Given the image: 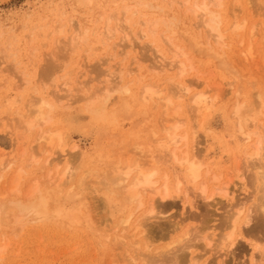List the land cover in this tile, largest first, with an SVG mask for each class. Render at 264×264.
Returning a JSON list of instances; mask_svg holds the SVG:
<instances>
[{"label":"rangeland","instance_id":"1","mask_svg":"<svg viewBox=\"0 0 264 264\" xmlns=\"http://www.w3.org/2000/svg\"><path fill=\"white\" fill-rule=\"evenodd\" d=\"M170 1L0 0V175L3 176L0 181V196L5 199L2 201L5 202L4 205L8 204L9 207L8 218L0 223V248L5 247V252L0 256V264H134L131 257L137 258V264H190L192 259L199 261V264H253V258L258 260L256 264H264V253L261 254L264 250V231L258 234L256 232H252L251 235L245 234L248 228L253 229L259 223L264 225L262 220L264 216L260 212L263 193L256 179L258 174L256 171L264 170V167H261L264 166V155L261 153L263 156H260L263 160L260 157L259 160L256 159L259 163L249 159L248 156L255 151L253 146L258 140L257 135L254 136L257 139L253 138L250 150L248 145L240 143L236 133L237 126L236 128L234 126L236 121L232 118L235 117L233 110L238 105H243L244 114L254 116L255 103L259 101L257 96L264 93V0H222V8L214 9L221 15V28L224 32L226 30L225 35H228L225 40L226 47L216 45L210 29L207 26L203 28L204 24H197L201 16L197 19L190 13L188 9L192 7L191 3L186 5L187 0H178L173 6ZM195 1L202 0H192L194 3ZM126 9L129 11L123 15ZM230 13L237 15L238 24L242 23V26L245 24L244 30H238L236 35L232 31L233 28L230 29V23H233L235 18ZM109 15L116 20L115 23L114 20L111 22L110 27L114 29L117 25H122V29L118 30V33L115 32L107 42L105 20ZM124 19L129 23L126 24ZM151 21L158 22L156 37H151L156 45H151L149 40H141L140 31L144 27L140 26ZM77 24H80V31L87 30V36L83 33L82 37H86L83 42H78L74 53L71 48H68L71 53L67 50L63 53L65 47L61 44L64 43L67 47L70 45L66 42H69L71 32L75 30ZM254 25L257 28L255 38L250 40L251 27ZM59 26L64 27V34L60 36L56 34ZM166 38L173 42L171 47L166 43ZM58 40L63 42L60 44ZM175 45L182 48L186 55L188 53V58L182 55L183 58L180 60L188 71L183 78L185 84L195 83L191 93H182L179 100L176 96L173 97L172 108L182 106L177 110L181 111L180 113L175 111L176 108L172 109L174 112H170L177 113V116L172 114L177 119L171 117L170 113L169 115L165 113L164 103L159 100L168 94L174 96L180 89L178 85L180 81L176 77L178 72L176 74L174 70L164 73L160 68L164 64H169L174 50L180 52ZM250 45L252 51L251 55H248ZM56 46L63 47L58 51L61 53L57 59L54 58L55 54H58ZM47 62L49 65H46ZM130 69L134 70V73L132 71V74H126ZM118 72H123L121 80ZM93 79H96V82ZM173 79L174 81H170ZM106 81L112 82L113 88L115 87L109 96L107 93H99L101 87L102 90L108 87ZM67 82L70 83L69 87L63 88V84ZM202 82L207 83V87L212 86L214 89L212 94L219 97L216 106L207 111L204 117L196 114L197 109L193 104L194 94H199L207 88ZM81 83L84 85L80 87L84 89L87 85L85 88L90 91L84 90L86 93L83 94L84 91L77 85ZM150 83L153 85L152 88L159 87L164 93L159 95L161 98L155 97L153 101L144 103L141 91L145 84L149 86ZM125 87L130 91L126 92ZM67 90L71 91L70 95H67L69 94ZM234 91L238 92V99L235 98ZM88 93H92L93 96L99 93L104 98L108 96L105 108L101 110L102 114L99 113L101 115L94 112V107L91 106L94 99L86 100ZM9 95L18 100L14 111L18 110L24 115L29 112L25 105L32 98L42 97L53 106L48 128L53 131L62 130L65 137L63 136L61 147L54 145L50 149L49 155L53 161L49 167L44 166V159L40 160L39 169L29 167L32 154L36 155L40 151L36 141L38 133L35 130L32 134L24 135L25 130L20 127L18 116L12 114L14 111L8 115L3 112L1 108L3 100ZM174 98L181 100L180 104ZM190 110L192 113L189 116ZM180 119H184L181 124H185L180 127L185 128L180 129L178 134L185 133L189 138V146L184 149L192 153L190 151L192 134L196 133L197 141L199 138L200 145L197 149L201 151L202 156L198 157L203 158L206 163L203 169L205 177L202 180L206 184L209 183L207 196L209 191L210 194H216L212 202L200 198L197 186L191 185L188 181L182 180L183 185L176 189V176L182 174L181 170L178 165L172 162L173 166L171 161L165 159L158 160V164L142 165L145 170L154 168L158 171L157 187L163 184L164 174L169 178L172 197L166 203L155 197L154 213H148L150 209L147 210L150 206V194L143 195L144 206L135 210L136 203L127 204L123 202L120 194L118 196L116 193L115 196V193H109L105 180L101 178L103 173L110 172L114 165L124 169L128 165L144 163L143 158H146L143 156V147H148L151 141L164 138L165 127L177 124ZM114 120L117 122L114 123ZM192 122L195 123L193 126L197 125L194 127L196 131L193 126L191 128ZM157 130H161L163 134ZM190 130L194 133L189 134ZM258 132L257 134L264 136V133ZM66 155L68 164L75 169L73 191L80 197L73 205L62 203L70 188L65 186L64 190H59L56 189V184L48 182L49 176L53 177L57 173L56 166L60 168L57 173L59 175L56 176L60 177L67 164L64 159ZM9 162L14 163L13 166L4 169ZM18 167L23 168L25 173L21 181L17 180L19 182V185H16L17 190L12 192L14 183L16 184L14 181ZM218 175L219 179L215 180ZM82 178L85 186L79 188ZM35 182L38 183L39 193L29 200L27 194ZM221 188L224 190L229 188L227 197L220 192ZM39 196L49 201L52 215L50 219L33 222L31 218H25L18 222L17 211L11 209V203L33 201ZM57 202L65 210L78 207L75 218L70 220L53 214ZM239 211L243 213L239 217V227L234 232L236 245L233 252H230L228 247H223L220 240L230 232V227H227L228 221L234 219L227 217H234ZM246 214H249L251 219L247 228L242 225L248 216ZM141 215L145 217L146 227L138 231L134 225L138 218L142 220ZM128 217L130 225L125 230L127 226L120 225ZM225 219L229 220L226 222ZM241 235L245 238L241 239ZM182 240L183 242L179 244ZM256 246L259 247L257 251ZM255 251H259L258 254ZM174 260H177L176 263Z\"/></svg>","mask_w":264,"mask_h":264},{"label":"bare ground","instance_id":"2","mask_svg":"<svg viewBox=\"0 0 264 264\" xmlns=\"http://www.w3.org/2000/svg\"><path fill=\"white\" fill-rule=\"evenodd\" d=\"M83 1V0H82ZM85 1V0H84ZM166 1V0H165ZM186 1V0H185ZM191 1V2H190ZM247 1V0H246ZM245 1V2H246ZM251 1V0H250ZM254 1H256V0H254ZM92 2V1H91ZM154 2H156L157 3V1H154ZM171 2V5H173V4H175V3H178V0H171L170 1ZM249 2V1H248ZM88 3V2H87ZM93 3V2H92ZM141 3V2H140ZM165 3V2H164ZM189 3H191V6L192 7H190L188 10L190 11V13H192L197 19L199 18V16H201V20H199V23H197V24H204V25H202L203 26V28H205L204 26H207V28H209L210 29V32L211 33H213L211 36L215 39V42H217V44L216 45H221V47H223V46H225L226 44H227V42H225V40H226V35H225V32H226V30H225V32L222 30V28H221V24H222V17H221V15L218 13V12H216V10L214 11V9L216 8H222V5H223V3H222V0H202L201 2H196L195 1V3L194 2H192V0H187L186 2H185V4L186 5H188ZM250 3V2H249ZM84 4V3H83ZM167 4H168V2H167ZM193 4V5H192ZM248 4V3H247ZM246 4V5H247ZM88 5V4H87ZM86 5V6H87ZM94 5V4H93ZM143 6V5H142ZM174 6V5H173ZM177 6V5H176ZM95 7H96V5H95ZM249 7H251V6H249ZM263 7V6H262ZM88 8V7H87ZM91 8V7H90ZM229 8V7H228ZM153 9V8H152ZM219 9V10H220ZM232 9V8H231ZM251 9V8H250ZM179 10V9H178ZM128 9H126L125 10V12H124V14L123 15H126L127 13H128ZM230 11V10H229ZM261 11V10H260ZM116 12V11H115ZM134 12H135V10H134ZM186 12V11H185ZM234 12V11H233ZM233 12H231V13H233ZM136 13V12H135ZM134 13V15H136ZM230 13V15H232ZM235 13V12H234ZM237 13V12H236ZM139 14V13H138ZM192 14H190V15H192ZM228 14V13H227ZM130 15H132V14H130ZM99 16V15H98ZM105 16V15H104ZM108 16V15H107ZM143 16V15H142ZM232 16H235V18H234V22L233 23H230L229 25H230V29L231 28H233V32H235V35H236V32L239 30L240 31V29H242V30H244L243 29V27L245 26V24H243L244 26H242L241 24H238V22H237V15L235 14V15H232ZM100 18H103V17H100ZM115 18V17H114ZM114 18L112 17V16H110L109 15V17H108V19H106L105 20V24H106V22H107V24H106V29H107V31H106V34H107V36H106V40H107V42H109V40H111V38H112V35L115 33V32H117L118 30H120V29H122V25H117V28H114V29H112L111 27H110V25H111V22L114 20ZM125 18V17H124ZM195 18V19H196ZM200 19V18H199ZM206 19V20H205ZM233 19V18H232ZM253 19V18H252ZM71 20V19H70ZM70 20H68V21H70ZM103 20V19H102ZM102 20H99V21H102ZM104 21V20H103ZM115 21L116 20H114V23H115ZM149 21V20H148ZM161 21V20H160ZM200 21H201V23H200ZM73 22V21H72ZM124 22L126 23V24H128L129 23V21L127 20V19H124ZM167 22V21H166ZM198 22V21H197ZM231 22V21H230ZM100 23V22H99ZM131 23V22H130ZM161 23V22H160ZM162 23H164V22H162ZM72 24V23H71ZM104 24V23H103ZM61 25V24H60ZM80 25V24H79ZM79 25L77 24V26H75V30H73V32H71L72 34H71V36H70V38H69V42H66V43H68V44H70V45H68V47H67V45L66 44H64V43H62L60 40H58L59 41V43L63 46V47H65V48H67V49H63V47L61 46L60 48H62L61 50L63 51V53L67 50V52H70V51H68L69 49L68 48H71L72 49V51H73V53H74V51H75V48L77 49V46L79 45L78 44V42H83V39L87 36L86 34H87V30H85L84 32H82V31H80V27H79ZM142 25V24H141ZM70 27L72 26V25H69ZM74 26V25H73ZM157 26H158V22H145V24H143L142 26H140L141 28L142 27H144V29L142 30V31H140L141 33V40H143V41H150V44L151 45H156V44H154V42L151 40V37H156L155 35L157 34L156 32L158 31L157 30ZM201 26V27H202ZM259 26V25H258ZM145 27H147V28H145ZM57 28V27H56ZM159 28V27H158ZM168 28H169V25H168ZM245 28V27H244ZM250 28V27H249ZM74 29V28H73ZM146 29V30H145ZM256 25H254V26H252L251 27V31H250V36H249V38H251L250 40H253L254 38H255V31H256ZM58 31L56 32V34L58 35V36H60V35H62V34H64V27L63 26H59V28L57 29ZM157 30V31H156ZM56 31V30H55ZM54 31V32H55ZM104 31V30H103ZM227 31H228V29H227ZM231 31V32H232ZM69 32V31H68ZM86 35L85 37H82V36H84V34ZM118 33V32H117ZM82 34V35H81ZM239 34V33H238ZM54 35V34H53ZM56 35V36H57ZM105 35V34H104ZM135 35V34H134ZM208 35H210V33L208 34ZM50 36V35H49ZM102 36V35H101ZM115 36V35H114ZM124 36V35H123ZM126 36V35H125ZM132 36V35H131ZM210 36V37H211ZM228 36V35H227ZM238 36V35H237ZM137 37V36H136ZM124 38V37H123ZM209 38V37H208ZM228 38V37H227ZM253 38V39H252ZM257 38V37H256ZM137 39V38H136ZM153 39V38H152ZM157 39V38H156ZM165 39V38H164ZM62 40V39H61ZM155 41V40H154ZM166 43L169 45V47H171L172 46V44H173V42L171 41V40H168L167 38H166ZM229 41H231V40H229ZM244 41V40H243ZM249 41V40H248ZM104 42H105V40H104ZM163 42V41H162ZM214 42V41H213ZM242 42V41H241ZM253 42V41H252ZM251 42V43H252ZM165 43V42H164ZM55 44V43H54ZM64 44V45H63ZM78 44V45H77ZM59 45V44H58ZM179 50H180V52L178 51V50H174L173 52H172V55H171V58H170V62H169V64L168 65H163V66H161L160 68L164 71V73H167V72H169V71H174L175 70V72H176V74H177V72H178V74L176 75V77L179 79V83H178V85H179V87H180V89H179V92L177 93H175L174 94V96L173 95H170L169 96V94L167 95V96H165L164 97V99H159V100H161L160 102L161 103H164V109L166 108V114L167 115H169V113L171 112V111H173L172 109H174L175 110V108H176V110L175 111H177V110H180L181 109V107L182 106H180V105H178V106H175V108H172L173 106V97H175L176 96V98L179 100V99H181V94L182 93H191V91H192V87L195 85V83H191V84H185V82H184V77L186 76L185 74H186V72H188L187 71V68H186V66H185V64L183 63V62H181L180 60H182V55L184 56V57H186V58H188L187 57V55H188V53H187V55H186V53L183 51V49L182 48H180L179 46H177V45H175ZM230 46V45H229ZM52 47H53V45H52ZM57 47V46H56ZM108 47V46H107ZM119 48H121L120 46H118ZM226 47V46H225ZM250 48H249V50L247 51L248 52V55H251L250 53H251V51H252V49H251V45L249 46ZM58 49H56L57 50V52L60 50V48H59V46L57 47ZM53 50V49H52ZM57 52H55V53H57ZM157 52L158 53H160V51L159 50H157ZM54 53V54H55ZM60 53H61V51L60 52H58V54H55V56H54V58L56 57V59L58 58V57H60ZM71 53V52H70ZM162 53V52H161ZM66 54V53H65ZM58 55V56H57ZM64 55V54H63ZM116 56V55H115ZM115 56H113L112 58L113 59H115ZM118 56V55H117ZM116 56V57H117ZM120 56V55H119ZM163 56V55H162ZM161 56V57H162ZM190 56V55H189ZM66 57V56H65ZM182 57V58H181ZM62 58V57H61ZM60 58V59H61ZM179 58H181V59H179ZM59 60V59H58ZM48 64V62L46 63V65ZM49 65V64H48ZM53 65H55V63L53 64ZM58 65V64H57ZM61 65V64H60ZM63 65V64H62ZM56 66V65H55ZM61 67H63V66H61ZM138 67V66H137ZM54 68V67H53ZM170 68V69H169ZM51 69V68H50ZM169 69V70H168ZM53 71V70H52ZM110 71V70H109ZM108 71V72H109ZM126 71V70H125ZM132 71H133V73H134V70H132V69H130V70H127V73L126 74H128V75H130V74H132ZM45 73V72H44ZM119 73V72H118ZM175 74V73H174ZM207 74V73H206ZM78 75V74H77ZM84 75V74H83ZM119 79L121 80L122 79V75H123V72H121V73H119ZM204 75V74H203ZM210 75V74H209ZM63 77V76H62ZM80 77H81V75H80ZM79 77V78H80ZM205 77H206V75H205ZM175 78V77H174ZM202 78V77H201ZM211 78H212V75H211ZM69 79V78H68ZM183 79V80H182ZM203 79H204V76H203ZM94 81L96 80V79H93ZM91 81V80H90ZM167 81V80H166ZM170 81H174V79L173 80H170ZM207 81V80H206ZM79 82V81H78ZM81 82H83V81H81ZM88 82V81H87ZM87 82H84L85 84H88ZM92 82V81H91ZM96 82V81H95ZM205 82V81H204ZM208 82V81H207ZM77 83V82H76ZM84 83L82 84H77L79 87L80 86H82L83 87V85H84ZM112 82H109V81H106V84L108 85V87L105 89H103L102 90V85L100 86L101 87V91L99 92L100 94H103V93H107V95L109 96V93H110V91L111 90H113L114 88H113V85L111 84ZM164 83V82H163ZM203 83V82H202ZM70 83L69 82H67V83H65V84H63V88H66L67 89V87H69L68 85H69ZM90 84V83H89ZM148 84V83H147ZM162 84V83H161ZM203 84H207V83H203ZM90 85H92V84H90ZM131 85V84H130ZM152 84L150 83L149 84V86H146V84H145V86H144V88H142V91H141V95H142V99H143V101H144V103H149V102H151V101H153L154 100V98L155 97H158V98H161L159 95L160 94H162V93H164V92H161L160 91V89H159V87H158V89H155V88H152V86H151ZM155 85V84H154ZM156 85H158V84H156ZM168 85V84H167ZM198 85H202L201 83H198ZM219 85V84H218ZM78 87V88H79ZM82 87H80L81 89H82V91H87V92H89L90 90H87L88 88H85V87H88L87 85L84 87V89L82 88ZM120 87V86H119ZM156 87V86H155ZM169 87V86H168ZM206 87H207V85H206ZM216 87L217 88H220L221 89V87H218L217 85H216ZM90 88V87H89ZM97 88V87H96ZM133 88V87H132ZM170 88V87H169ZM80 89V90H81ZM240 89V88H239ZM75 90H77V89H75ZM79 90V89H78ZM124 90L126 91V92H129L130 91V89H128L127 87H125L124 88ZM171 90V89H170ZM174 90V89H173ZM216 90V89H215ZM68 91V90H67ZM81 91V92H82ZM83 92V94L84 93H86V92ZM118 91V90H117ZM214 91V89H213V87L211 86H209V87H207V88H205V89H203V91L201 92V93H199V94H194V96H193V104L195 105V108L197 109L196 111V114L197 113H199V114H201L203 117L205 116V114H206V112L207 111H209V110H211V109H213L215 106H216V101H217V99L219 98L218 97V95H215L214 96V94H212V92ZM217 91H220V90H217ZM238 91V90H237ZM37 92V91H36ZM69 92V94H67V95H70V90L68 91ZM171 92H173V91H171ZM99 93H96L95 94V96H93V94H92V96H91V94H87L86 96L88 97H86V100H92V99H94L93 101H92V103H91V106L92 107H94V112H97V114L98 115H101L102 114V112H101V110L102 109H104L105 108V105H106V103H107V101H108V96L106 97V98H104V96H102V95H100ZM221 93V92H220ZM233 94H235V98H237L238 99V97H239V95H238V92H235L234 91V93ZM100 95V97L98 98V99H95L96 97H98ZM184 95V94H183ZM213 95V96H212ZM83 96V95H82ZM102 96V97H101ZM63 97H64V95H63ZM167 97V98H166ZM184 97V96H183ZM176 98H174L175 100H177ZM82 99V98H81ZM257 99L259 100L258 102L256 101V103H258V105L255 103V106L256 107H254V108H256V109H254L255 111H256V113H255V115L254 116H250L249 114L247 115V114H244L243 113V105H238L237 107H236V109L235 110H233V112H234V116L235 117H232L235 121H236V125H234L235 126V128H236V126H237V132L236 133H238V135H237V137L239 138V140H240V143L241 144H243V145H248L249 147V149L251 150V144H252V142H254V140H253V138H256V137H254V136H256L257 135V138H258V140H256L257 142H255V144H254V146H253V148L255 149V151H253L254 153L253 154H251L250 156H248L249 157V159H252V160H256L258 157H260V156H263L264 155V151L262 152V150H264V148L262 149V147H264L263 146V144H264V136L263 135H259V134H257V132L258 131H260V132H262V133H264V93H260V94H258V96H257ZM177 100V101H178ZM183 100V99H182ZM251 100H252V97H251ZM18 101V100H17ZM16 100H14L13 98H12V96L11 95H9V96H7V97H5L4 98V100H3V103H2V106H1V108L3 109V112L6 114V115H8V113L9 112H12V111H14L15 109V104H17L18 102H17ZM163 101V102H162ZM181 101V100H180ZM180 101H178L177 103L178 104H180ZM235 102V101H234ZM244 102V101H243ZM242 102V103H243ZM138 103H140V102H138ZM137 103V104H138ZM142 104V103H141ZM155 104H157V105H160L161 106V104L160 103H156L155 102ZM234 104V103H233ZM25 105V104H24ZM138 105H140V104H138ZM26 106V108H28V113L27 114H21L20 112H18V110L17 111H14L12 114H16L17 116H18V120H19V123H20V127L21 128H24V130H25V134L24 135H26V134H32V132L34 131L35 132V130H37L36 131V133H38L37 134V139H36V141H37V143H38V145L40 146H38L39 147V152H37L36 153V155H35V153H33L32 154V156H31V160H30V165H29V167H33V169H36V167H38V169L40 168L39 167V165H40V160L41 159H44V166L45 167H49L50 165H51V163H52V159H51V157H50V155H49V152H50V149H52V147L54 146V145H57L58 147H61V145H62V143H63V138L65 137L64 136V134H63V132H62V130L60 131V130H57V131H53V130H51V128L49 129L48 128V126H49V124H50V122H51V114H52V110H53V106L51 105V104H49L48 102H46L42 97L41 98H32L31 100L29 99V102L27 101V104L25 105ZM234 106V105H233ZM143 107V106H142ZM146 106H144V108H145ZM248 107V106H247ZM47 108H48V110H47ZM17 109V108H16ZM19 109V108H18ZM140 109V108H139ZM146 109V108H145ZM189 109V108H188ZM187 110V109H186ZM246 110V109H245ZM253 110V109H252ZM20 111V110H19ZM89 111V110H88ZM117 111V110H116ZM191 111V112H190ZM189 112H190V114H189V116L191 115V113H192V110H190ZM118 112V111H117ZM174 112V111H173ZM170 113V116L171 117H173L174 119H177V118H175L173 115H176L177 116V113L179 112H181V111H177V113ZM55 113V112H54ZM99 113H101V114H99ZM186 113H187V111H186ZM10 114V113H9ZM117 114V113H116ZM173 114V115H172ZM115 115V114H114ZM188 116V117H189ZM52 117H54V116H52ZM97 117H99V116H97ZM101 118H102V116H100ZM115 117V116H114ZM113 117V118H114ZM172 118V119H173ZM191 118H192V116H191ZM191 118H189V119H191ZM202 118V117H201ZM200 118V119H201ZM17 119V118H16ZM171 119V118H170ZM259 119L260 120H263V121H259ZM192 120H194V119H192ZM233 120V121H234ZM119 121V120H118ZM140 121V120H139ZM169 121V120H168ZM174 121V120H173ZM179 122L178 123H180L179 125H178V123L177 124H171V123H173L172 121H171V126L170 127H165V129L163 130L164 131V133H166V136L164 137V138H161V139H157V140H154V141H151V143L149 142V146L148 147H146V146H142L144 149H143V151H144V154H143V156L146 158V159H144L143 158V162L144 163H142V164H135V165H133V166H126L124 169H122V168H120L119 167V165H114L113 166V168L110 170V172H108V171H104L105 173H103V176L101 177V178H103L104 180H105V185H106V187H107V190L109 191V193H111V194H114L115 193V196H116V193H117V195L119 196V194H120V197L124 200H122L123 202H126L127 204H132L133 205V203H136L137 205L135 206V210H136V208L137 209H139L140 207H142V206H144V201H143V199H142V197H143V195H145V194H150L151 195V200L149 201V204H150V206H148L149 208L147 209V210H149V212L148 213H154L155 212V207H154V205H155V197H157L160 201H162L163 203H166V202H168V200L169 199H171V197H172V193H171V189H170V187H169V178H168V175L167 174H164V172H163V176L165 177L164 179L162 178L163 176H161V178L164 180L163 181V184H161V186L160 187H157V185H159L158 184V180H156V177H157V175H158V171L156 170V169H154V168H151V169H144L143 168V166L142 165H149V164H153L154 165V163H157L158 162V160H168V162H170L171 161V163L173 162V163H175L176 165H178V167L180 168V170H181V175L180 174H178L177 176H176V180H177V183H176V189H179V187L181 186V185H183V181L182 180H185V181H188V182H190L191 183V185H194V186H197V191H198V194H199V196H200V198H203L204 200H209V201H211L212 200V198L214 197V195H216L215 193H212V194H210V191H209V195L207 196V193H208V186H207V184H209L207 181V184L202 180L203 179V177H205L204 175H205V173H203V169H204V166H206V163L200 158V157H198V156H202V153H201V151H199V149H197L198 147H199V145H200V143L198 144V142H199V138H198V141H197V137H196V133H194V131H196L195 129H194V127L196 126L197 127V125H194L193 126V124H195V123H193L192 122V124H191V128H192V126H193V129H194V131L192 132L191 130H190V133L189 134H192V133H194V134H192L193 136H192V139H190V142L192 143L191 145H192V148H191V150L190 151H192V153H190L189 151H186L184 148H187V146H189L188 145V135H186L185 133H183L182 135H180V134H178V132L180 131V129H182L181 127L182 126H184L185 124H181V121H183L184 122V119L183 120H178ZM234 121V122H235ZM117 121H115L114 120V123H116ZM196 122V121H195ZM52 123H54V122H52ZM51 123V124H52ZM190 123H191V121H190ZM136 124L138 125V123L136 122ZM201 124H202V122L200 123V128H201ZM234 124V123H233ZM180 125H181V127H180ZM52 126V125H51ZM152 126V125H151ZM162 126V125H161ZM205 126V125H204ZM19 127V128H20ZM56 127V126H55ZM148 127H150V126H148ZM140 128V127H139ZM139 128H137L138 130H139ZM155 128V127H154ZM185 128V127H184ZM183 128V129H184ZM182 129V130H183ZM197 129V128H196ZM199 129V128H198ZM64 130V129H63ZM257 130V132H254V131H256ZM151 131H153V129H151ZM157 131H161V130H157ZM133 132V131H132ZM136 132V131H135ZM162 132V131H161ZM148 133V132H147ZM153 133V132H152ZM157 133V132H156ZM235 133V134H236ZM259 133V132H258ZM145 134V133H144ZM149 134V133H148ZM160 134H163V132L162 133H160ZM185 134V135H184ZM142 135V134H141ZM149 135H151V134H149ZM28 136V135H27ZM31 136V135H30ZM64 136V137H63ZM156 136V135H155ZM26 137V136H25ZM146 137V136H145ZM151 137H152V135H151ZM160 137V136H159ZM189 137H191V136H189ZM35 138V137H34ZM131 138V137H130ZM143 138V137H142ZM154 138V137H153ZM256 138V139H257ZM152 139V138H151ZM155 139V138H154ZM232 141V140H231ZM235 141V140H234ZM66 142V141H65ZM189 142V143H190ZM148 143V142H147ZM229 144V143H228ZM136 145V144H135ZM238 145V144H237ZM140 146V145H139ZM142 147H140V148H142ZM146 147V148H145ZM47 148V149H46ZM188 149H189V147H188ZM253 149V150H254ZM246 150H248V149H246ZM246 150L244 151V153L246 152ZM249 150V151H250ZM51 153V152H50ZM204 153V152H203ZM252 153V152H251ZM263 155H262V154ZM249 155V154H248ZM71 156V155H70ZM67 158V155L64 157V159L66 160V162H67V164L65 165V169L64 170H62L61 171V175H60V177L59 176H56V174L58 173V169H60L59 168V166H54L55 167V170L57 171V173H55V176H53V177H55V178H53V177H50L49 176V180H48V182L49 183H54V184H56L55 186H56V189H59V190H61V189H63L64 190V187L65 186H67L68 188H70V191H68L67 193H66V195L64 196V198L62 199L63 200V202L62 203H68V204H75V202H76V199H78V194L77 193H75L74 191H73V188H74V185H73V180H75L74 179V177L76 176L75 175V169H73L72 168V166H71V164L69 165L68 163V158ZM261 158V157H260ZM260 158H258V160L260 159ZM263 158V157H262ZM261 158V160H263ZM18 160V159H17ZM59 160V159H58ZM260 160V161H261ZM27 161V160H26ZM64 161V160H63ZM257 161V160H256ZM59 162H61V161H59ZM65 162V161H64ZM116 162V161H115ZM133 162V161H132ZM136 162V161H135ZM167 162V163H168ZM81 163V162H80ZM125 163V162H124ZM164 163V162H163ZM170 163V164H171ZM172 163V164H173ZM248 163V162H247ZM250 163V162H249ZM256 163H259L258 161L256 162ZM13 164L14 163H11V162H9L8 164H7V166H4L5 168L4 169H8V168H11L12 166H13ZM158 164V163H157ZM59 165V164H58ZM161 165V164H160ZM71 166V167H70ZM171 166V165H170ZM173 166H174V164H173ZM261 166V165H260ZM43 167V166H42ZM123 167V166H122ZM151 167V166H150ZM155 167V166H154ZM157 167V166H156ZM261 167H264V166H261ZM167 168V167H166ZM172 168V167H171ZM206 168V167H205ZM254 168V167H253ZM257 168V167H256ZM18 169H19V167H18ZM169 169V168H168ZM207 169V168H206ZM208 169H209V167H208ZM258 169V168H257ZM53 170H54V168H53ZM52 170V171H53ZM179 170V169H178ZM34 171V170H33ZM55 171V172H56ZM95 171V170H94ZM209 171H210V169H209ZM27 172V171H26ZM171 172V171H170ZM256 172H258V174H256L257 175V180H258V182L260 183V186H259V188H260V190H261V192L263 193V202H260V203H262L261 204V206H260V208H261V210L262 211H260V212H262L263 213V216H264V170L262 169V170H260V172L259 171H256ZM25 173V171H24V169L23 168H21L20 167V169L18 170V172H17V175H16V177H15V181L14 182H16V184L14 183V185L16 186V185H19V182H17V180L18 181H21V179H22V176H23V174ZM80 173V172H79ZM83 173V172H82ZM172 173V172H171ZM184 173V174H183ZM211 173V172H210ZM212 174H213V172H212ZM211 174V175H212ZM57 175H59V174H57ZM172 175L173 174H171V178H173L172 177ZM47 176V175H46ZM210 176V175H209ZM60 178V180H58V178ZM208 177V176H207ZM206 177V178H207ZM212 178H213V176H211ZM57 178V179H56ZM160 178V179H161ZM209 178V177H208ZM2 179H3V176H1L0 175V181H2ZM159 179V180H160ZM219 179V175H218V177L216 176L215 177V180H218ZM60 181V182H58V181ZM218 182V181H217ZM102 183V182H101ZM161 183H162V181H161ZM175 183V182H174ZM213 183V182H212ZM215 183V182H214ZM254 183H256V182H253V184ZM76 184H78V182L76 183ZM257 185V184H256ZM13 187V189H12V192L14 191H16L17 190V186L16 187ZM85 185H84V179L82 178L81 179V181L79 182V188H83ZM39 186H38V183L37 182H35V183H33V185H32V187H31V189H30V191L28 192V194H27V199H29L30 200V198L32 199L33 197H35V195L36 194H38L39 193V188H38ZM50 187V186H49ZM172 187H174V186H172ZM171 187V188H172ZM212 187V186H211ZM50 188H52V187H50ZM55 188V187H54ZM193 188V187H192ZM195 189V188H194ZM222 189V188H221ZM59 190H55V191H59ZM62 190V191H63ZM81 190V189H80ZM259 190V189H258ZM258 190H257V192H258ZM40 191H41V187H40ZM82 191V190H81ZM175 191V190H174ZM196 191V192H197ZM228 191H229V188H228V190L226 189V190H224V189H222V190H220V192H223L224 194H225V196L227 197V195H228ZM19 192V191H18ZM260 192V191H259ZM260 192V193H261ZM52 193V192H51ZM65 193V192H64ZM64 193H62V194H64ZM84 193V192H83ZM53 194V193H52ZM55 194V193H54ZM219 195V194H218ZM221 195V194H220ZM12 196V195H11ZM56 196V195H55ZM85 196V195H84ZM26 197V196H25ZM237 197V196H236ZM261 197V196H260ZM80 198V197H79ZM148 198H149V196H148ZM3 199H4V197L3 196H0V223L4 220V219H6V218H8V209H7V205H4V203L2 202L3 201ZM23 200H24V198H23ZM57 200V199H56ZM61 200V199H60ZM4 201H5V199H4ZM58 201V200H57ZM146 202H147V200H146ZM212 202V201H211ZM216 202V201H215ZM240 202V201H239ZM55 203V202H54ZM192 203V202H191ZM243 203V202H242ZM195 204V203H194ZM213 204V203H212ZM52 205H54V204H52ZM148 205V204H147ZM210 205V204H209ZM225 205V204H224ZM55 206H56V208H55V210L53 211V214H56V215H59V216H62V217H64V218H66V219H70V220H73L74 218H75V213L76 212H78V207H72V208H69V209H62V207L61 206H59L58 205V202H57V204H55ZM10 207H11V209L12 208H14V210L15 211H17V214H18V216H17V221L18 222H21L23 219H25V218H31V221L32 220H34L33 222H35V221H41V220H48V219H50V217L52 216L51 215V211H50V207H49V201L45 198V197H43V196H39V197H37L36 199H34L33 201H28V200H26L25 202H22V201H17V202H12L11 203V205H10ZM81 207V206H80ZM131 207V206H130ZM232 207V206H231ZM236 207V206H235ZM258 207V206H257ZM9 208V207H8ZM129 209V208H128ZM210 209V208H209ZM252 209H254V208H252ZM258 209V208H257ZM13 210V209H12ZM251 210V209H250ZM255 210H256V208H255ZM82 211V210H81ZM134 211V210H133ZM137 211H140V210H137ZM252 211V210H251ZM257 211H259V210H257ZM236 212H237V210H236ZM10 213V212H9ZM16 213V212H15ZM136 213V212H135ZM241 213H243L242 211H239L238 213H235L236 214V216H234V217H227V218H229V219H231V218H234V219H231L230 221H228L229 219H225L224 221H228L229 223V225L227 226V227H230V232L228 233V234H225L223 237H221L222 239L220 240V241H222V243H223V247H228V249H229V251L230 252H233L232 250L234 249V247H235V245H236V243H235V231H236V229H238V227H239V217H241ZM248 213V212H247ZM255 213V212H254ZM16 214V215H17ZM257 214H258V212H257ZM196 215V214H195ZM246 215H248V216H246V218H245V220L243 221V227H245V228H247L249 225H250V223H251V219H250V215L249 214H246ZM82 216V215H81ZM132 216H133V214H132ZM132 216H130V217H132ZM142 216V220L140 219V218H138V220L137 221H135V230H142L144 227H146V220H145V217L143 218V215H141ZM140 216V217H141ZM200 216V215H199ZM198 216V217H199ZM259 216V215H258ZM14 217V216H13ZM86 217V216H85ZM84 217V218H85ZM130 217H128L126 220H124L122 223H121V225L120 226H122V225H125V226H127L126 228H125V230H127V228H128V226L130 225ZM138 217V216H137ZM82 218H83V216H82ZM259 218H260V216H259ZM60 219V218H59ZM149 219V218H148ZM30 220V219H29ZM86 220V219H85ZM150 220V219H149ZM160 220H162V219H160ZM243 220V219H242ZM262 220H264V218H262ZM9 221V220H8ZM81 221H83V220H81ZM224 221H223V223H224ZM226 221V222H227ZM7 222V221H6ZM24 222V221H23ZM55 222V221H54ZM76 222V221H75ZM85 222V221H84ZM226 222H225V225H226ZM3 223V222H2ZM25 223V222H24ZM256 223H257V221H256ZM255 223V224H256ZM68 224V223H67ZM72 224V223H71ZM75 224V223H74ZM73 224V225H74ZM6 225V224H5ZM77 225V224H76ZM224 225V226H225ZM252 226H254V225H252ZM251 226V227H252ZM7 227V226H6ZM116 227H118V226H116ZM116 227H114V228H116ZM119 228V227H118ZM6 229V228H5ZM224 229H225V227H224ZM250 228H248V230L246 231L245 230V234H248V235H251V233L252 232H256L257 234L258 233H260L261 231H264V225H262L261 223H259V224H257L256 225V227H254L253 229L251 228L250 230H249ZM1 230H2V228H1ZM8 230V229H7ZM6 231V230H5ZM166 231V230H165ZM161 232V231H160ZM247 232V233H246ZM110 233V232H109ZM108 233V234H109ZM152 233V232H151ZM163 233V232H162ZM107 235V234H106ZM2 236V235H1ZM242 236V235H241ZM245 237H243L242 236V238L241 239H244ZM263 239H264V237H263ZM110 240V239H109ZM112 241V240H111ZM187 241V240H186ZM242 241V240H241ZM183 242V240L182 241H180L179 242V244L180 243H182ZM247 242H248V240H247ZM187 243V242H186ZM219 243V242H218ZM221 243V242H220ZM2 246V245H1ZM177 246V245H176ZM175 246V247H176ZM185 246H187V245H185ZM193 246V245H192ZM253 246V245H252ZM185 248V247H184ZM188 248H192V247H188ZM255 249H256V251L257 250H259V247L258 246H256L255 247ZM181 250V249H180ZM226 251V250H225ZM255 251V252H256ZM5 252V247L4 248H0V256H1V254H3ZM254 252V253H255ZM259 252V251H258ZM258 252H256L257 254H258ZM177 253H179V252H177ZM176 253V254H177ZM264 253V250H263V252L261 253V254H263ZM183 255V254H182ZM254 255V254H253ZM184 256V255H183ZM183 256H180V257H182L183 259H184V257ZM261 256V255H260ZM179 257V258H180ZM175 258V257H174ZM133 262H134V264L138 261L137 260V258H130ZM140 259V258H139ZM151 260H152V258H151ZM253 261H252V263L253 264H256L257 263V261L258 260H255L254 258L252 259ZM131 261V263H133ZM176 261L177 260H174V262L176 263ZM199 262V261H198ZM197 261H195V260H193L192 259V261H190V264H199ZM259 263V262H258ZM137 264V263H136Z\"/></svg>","mask_w":264,"mask_h":264}]
</instances>
